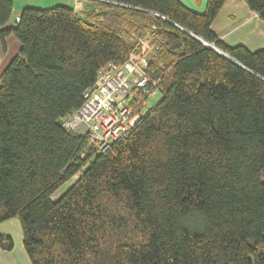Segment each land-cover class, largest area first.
<instances>
[{"label":"trees","instance_id":"16d2710c","mask_svg":"<svg viewBox=\"0 0 264 264\" xmlns=\"http://www.w3.org/2000/svg\"><path fill=\"white\" fill-rule=\"evenodd\" d=\"M226 1L26 6L9 27L0 0L2 49L20 42L0 78V223L20 219L32 264H264V49L219 39ZM244 1L264 20V0ZM146 38L162 98L144 112L139 91L134 130L98 153L58 122Z\"/></svg>","mask_w":264,"mask_h":264},{"label":"built area","instance_id":"2783aa9c","mask_svg":"<svg viewBox=\"0 0 264 264\" xmlns=\"http://www.w3.org/2000/svg\"><path fill=\"white\" fill-rule=\"evenodd\" d=\"M74 2L75 10L84 8L83 0ZM152 47L150 39H142L124 64L101 69L94 87L84 93V104L62 117V126L85 136L98 153L111 151L115 142L129 137L141 116L135 109L144 98L139 91L151 95L160 82L152 83L145 71L146 53Z\"/></svg>","mask_w":264,"mask_h":264},{"label":"crops","instance_id":"0c3cea01","mask_svg":"<svg viewBox=\"0 0 264 264\" xmlns=\"http://www.w3.org/2000/svg\"><path fill=\"white\" fill-rule=\"evenodd\" d=\"M71 1L73 3L72 6H74V0ZM181 1L189 8L197 11H204L207 3V0H204L201 6H196L193 0ZM66 4L68 3L66 2ZM21 9L20 6L17 7L14 4L12 17L7 26L15 27L17 25ZM212 28L219 39L229 46L244 45L252 52L264 49V20L256 12L251 11L244 0H227L214 21ZM19 50L20 42L14 35L7 37L6 51H3L0 43V78ZM0 234L16 237L17 239H14L18 242L23 241V235L20 232L17 218L0 223ZM0 264H29V262L24 255L22 259H18L12 253L0 248Z\"/></svg>","mask_w":264,"mask_h":264},{"label":"rangeland","instance_id":"374dc122","mask_svg":"<svg viewBox=\"0 0 264 264\" xmlns=\"http://www.w3.org/2000/svg\"><path fill=\"white\" fill-rule=\"evenodd\" d=\"M92 1H100V0H92ZM57 2H59V3H57ZM66 2L68 4H66ZM60 3L61 4H65V5H69V6L73 5L71 0H59V1H57V0H14L15 6H17V7L20 6L22 9L24 7H26V6H32V7H37V8H50L51 6H56V5H59ZM83 3H85L84 0H83ZM204 44L206 45V43H204ZM216 49H218V48H216ZM162 95L163 94L160 91L159 92L156 91L151 96H149V98H148V100H147V102L145 104V107H144V112L148 108L155 106L159 102V100L162 98ZM79 176H80V174L76 175L69 182H67L63 186H61L52 195V199L53 200H58L69 189V187L79 178ZM106 199H108V197L105 196L104 199H102V200L106 201ZM17 220L19 222L20 232L23 235L20 219L17 218ZM14 238H16V237H13L14 245H15L14 249L12 251H6V252L12 253L13 256L15 258H18V259H22V256L24 255V257L28 259L29 264H32L28 254L25 251V248H24V245H23V241L18 242L16 240L17 238L16 239H14ZM22 253H24V254L22 255Z\"/></svg>","mask_w":264,"mask_h":264},{"label":"water","instance_id":"95a60500","mask_svg":"<svg viewBox=\"0 0 264 264\" xmlns=\"http://www.w3.org/2000/svg\"><path fill=\"white\" fill-rule=\"evenodd\" d=\"M206 46H207V47H210V48L216 50L218 53H220V54H222V55L228 57L224 52H221L219 49H216L214 44L206 43ZM231 60L234 61L233 59H231ZM234 62H236V61H234ZM58 123H59L60 125H62V121H61V120H60Z\"/></svg>","mask_w":264,"mask_h":264}]
</instances>
